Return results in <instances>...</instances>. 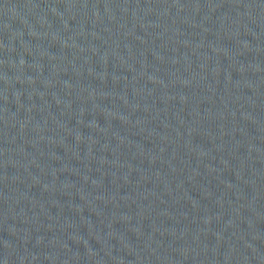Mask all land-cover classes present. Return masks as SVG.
Masks as SVG:
<instances>
[{"label":"water","instance_id":"obj_1","mask_svg":"<svg viewBox=\"0 0 264 264\" xmlns=\"http://www.w3.org/2000/svg\"><path fill=\"white\" fill-rule=\"evenodd\" d=\"M255 0H0V154L94 105Z\"/></svg>","mask_w":264,"mask_h":264}]
</instances>
